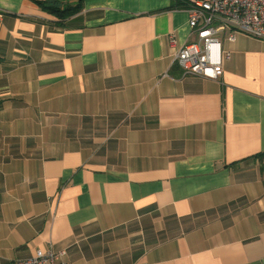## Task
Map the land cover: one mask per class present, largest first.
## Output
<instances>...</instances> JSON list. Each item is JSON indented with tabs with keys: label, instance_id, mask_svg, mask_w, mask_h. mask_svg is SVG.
Masks as SVG:
<instances>
[{
	"label": "crops",
	"instance_id": "1",
	"mask_svg": "<svg viewBox=\"0 0 264 264\" xmlns=\"http://www.w3.org/2000/svg\"><path fill=\"white\" fill-rule=\"evenodd\" d=\"M0 9V264H264V40L211 79L173 61L174 0Z\"/></svg>",
	"mask_w": 264,
	"mask_h": 264
},
{
	"label": "built area",
	"instance_id": "2",
	"mask_svg": "<svg viewBox=\"0 0 264 264\" xmlns=\"http://www.w3.org/2000/svg\"><path fill=\"white\" fill-rule=\"evenodd\" d=\"M184 9L194 39L177 45L170 36L173 61L183 75L217 79L223 61L230 58L224 41L232 42L239 34L264 40V0H187ZM2 14L0 9V17ZM64 258V250L37 249L31 257L15 259L13 264H69Z\"/></svg>",
	"mask_w": 264,
	"mask_h": 264
},
{
	"label": "trees",
	"instance_id": "3",
	"mask_svg": "<svg viewBox=\"0 0 264 264\" xmlns=\"http://www.w3.org/2000/svg\"><path fill=\"white\" fill-rule=\"evenodd\" d=\"M39 4L42 6L43 9L49 10L52 15H55L59 19L63 20L69 17L71 14H73L77 10L76 6H66V7H58L56 5H46L45 1H38ZM187 0H174V6H177L179 8H184L186 6Z\"/></svg>",
	"mask_w": 264,
	"mask_h": 264
}]
</instances>
